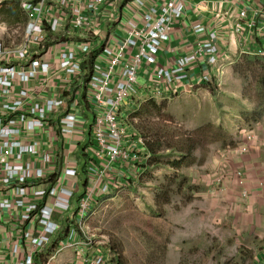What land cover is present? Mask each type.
<instances>
[{
	"label": "built area",
	"instance_id": "1",
	"mask_svg": "<svg viewBox=\"0 0 264 264\" xmlns=\"http://www.w3.org/2000/svg\"><path fill=\"white\" fill-rule=\"evenodd\" d=\"M263 2L21 0L23 43L0 44V264L8 255L51 264L65 251L82 264H114L109 239L88 221L97 198L120 192L148 160L129 115L140 101L217 88L234 55L264 59ZM176 38L181 54L165 47ZM52 72L58 89L33 93ZM87 131L84 160L75 153Z\"/></svg>",
	"mask_w": 264,
	"mask_h": 264
},
{
	"label": "rangeland",
	"instance_id": "2",
	"mask_svg": "<svg viewBox=\"0 0 264 264\" xmlns=\"http://www.w3.org/2000/svg\"><path fill=\"white\" fill-rule=\"evenodd\" d=\"M24 28L0 11L1 45L20 46ZM220 69L217 88L140 101L129 115L130 130L154 151L148 150L134 181L93 204L88 224L99 239L107 236L112 260L121 255L124 264H256L261 244L245 226L251 211L235 200L244 190L249 194L238 160L249 150L245 132L264 119V91L257 83L263 70L245 56Z\"/></svg>",
	"mask_w": 264,
	"mask_h": 264
},
{
	"label": "crops",
	"instance_id": "3",
	"mask_svg": "<svg viewBox=\"0 0 264 264\" xmlns=\"http://www.w3.org/2000/svg\"><path fill=\"white\" fill-rule=\"evenodd\" d=\"M168 46L171 50H174V52L176 51L177 54H181L183 41H181L180 38H176L172 40V42L166 44L165 47ZM233 57L234 58L231 61L238 58L239 55H234ZM52 76V78H49L50 81L46 87L44 85H40V81L34 80L32 82V92L35 94H43L44 96H50L52 92L54 93L58 89L60 82L58 76L54 74V72H52ZM79 85L81 84L76 82V87ZM19 86L20 85L17 87ZM84 134V142L80 143L78 154L75 153L77 157L80 155V149L82 146L86 147L87 142L91 138L90 132L87 131L84 132ZM250 134L253 135L254 138L252 140H248L249 145H247L249 150L246 154H244L243 158L238 160L240 167H244L246 170L244 173L246 179L248 180L247 184L250 186L247 188L249 194L247 198L242 199L243 197L241 196V199H236L235 201H241L244 203L241 207L242 211H244L245 208L247 211H251L249 213L250 217L246 220L245 226L247 227V232L251 234L254 242L261 244V247L255 256V261H257L256 264H264V119L261 122H257L251 131L245 132V138ZM81 162L82 160L79 158V169ZM228 181H230V179L227 180L229 190L231 184L228 183ZM239 206L237 205V209L240 208ZM53 262H55V264H82V260L76 257L73 251H65L59 254L54 261H52V263ZM2 264H14V259L8 255L4 258Z\"/></svg>",
	"mask_w": 264,
	"mask_h": 264
},
{
	"label": "trees",
	"instance_id": "4",
	"mask_svg": "<svg viewBox=\"0 0 264 264\" xmlns=\"http://www.w3.org/2000/svg\"><path fill=\"white\" fill-rule=\"evenodd\" d=\"M2 1L3 2L0 5V11L4 12L5 20L7 22L20 23L23 27H25L26 16L21 7V0H2ZM96 54L97 53L91 54L88 60L84 63V80L85 81H87L90 75L91 67L96 58ZM245 57H246V60H248V62L252 64L254 69H256V66H257V68L260 67L263 70V73L257 79V83H258V86L264 91V66H262L261 64L262 62H264V59L258 56H245ZM147 147L150 152L154 151V148L151 146L150 141L147 142ZM81 149H80V156L85 160L86 158L85 147L82 146ZM179 164L181 165V162H175V165H179ZM86 173H87L86 165L84 162L82 165V170H81L82 180L86 179L85 178ZM48 250H49V253L52 251L51 248H49ZM43 256H45V254L41 255V257ZM39 261H45V260L40 259ZM113 261H114V264H124L123 258L121 257V255L117 256V258H115Z\"/></svg>",
	"mask_w": 264,
	"mask_h": 264
}]
</instances>
